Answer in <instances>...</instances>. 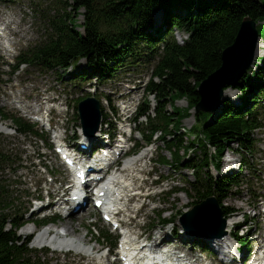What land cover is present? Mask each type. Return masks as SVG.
<instances>
[{"label":"trees","instance_id":"obj_1","mask_svg":"<svg viewBox=\"0 0 264 264\" xmlns=\"http://www.w3.org/2000/svg\"><path fill=\"white\" fill-rule=\"evenodd\" d=\"M35 1L37 5L41 2L53 4L54 14L48 11L43 15L41 12L44 36L39 43L22 52L20 61L52 70L85 58L89 67L99 71L100 80L105 82L114 71L119 70L117 67L124 66L130 60L144 59L152 65L151 78L155 77V80L150 79L146 90L153 95L156 104L152 115L148 113V100L142 102L139 110L146 115L150 126L146 139H151L159 131L173 163L178 165L183 161L179 156L181 150L185 154H188L190 147L202 150L203 157L199 162L192 157L185 163L195 171L196 182L205 181V185L199 183L198 188L195 185L192 187L201 197L207 194L217 197L220 194L217 198L221 204L228 187L225 184H233L237 179L236 176L213 179L209 175L207 179H201L199 174L208 160H215V157L208 156L206 143L215 147L217 157L230 142L239 140L241 147L246 144L243 139L247 140L250 131L260 125V115L249 103L264 102V85L256 84L251 78L260 80L264 77V68L258 66L257 72L250 70L252 74L248 72L239 80L243 107L247 106L248 111L237 108L236 113L225 109L218 120L209 125L204 124L208 114L198 112L195 113L197 123L189 132L184 133L179 128L182 119L190 116L189 110L199 99L196 90L198 84L220 66L222 50L234 41L245 17L256 22L258 35L264 40V0ZM81 9L83 22L78 25L76 20ZM158 12L163 16L162 26L152 31L154 15ZM78 27L82 31H78ZM174 28L188 33V39L182 45L174 39ZM260 60L264 65V57ZM253 86L254 90L251 88ZM249 92L252 94L250 99ZM177 98H185L187 106L180 108L174 105L172 102ZM169 103L171 110L167 109ZM0 116H6L1 109ZM13 121L19 132H32L31 125L23 119L13 117ZM190 133H193V139L185 137ZM7 161L8 156L0 150V167ZM162 161L166 162L164 158ZM8 198V192L0 186V264H33L26 243L20 244L15 231L6 229L10 220L6 210L12 205ZM2 203H5L4 209L1 208ZM222 208L226 215L227 208ZM10 224L17 226L16 221Z\"/></svg>","mask_w":264,"mask_h":264},{"label":"rangeland","instance_id":"obj_2","mask_svg":"<svg viewBox=\"0 0 264 264\" xmlns=\"http://www.w3.org/2000/svg\"><path fill=\"white\" fill-rule=\"evenodd\" d=\"M8 1H14V4H0V19L11 22V25L8 27L9 32L12 31V27L16 28L17 32L14 40L17 42L15 46L18 50L19 47H26L30 43H33L40 38L42 23L38 18L31 17V13L28 10L29 0H7L6 2ZM174 34L176 36L177 42L179 43H181L185 39V34L182 33V31L178 32L177 30H175ZM4 42L5 41L0 42V54H2V48L5 46ZM257 46L258 51L255 57H261L264 55V52L262 51L263 45L261 39H258ZM146 67V64H143L139 67L126 66L119 71H114L113 78L105 85L97 87L98 80L88 79L84 81L88 82V84L84 83L82 86L88 87V89L94 88L93 86H96L98 96H100L99 94L103 92L101 95H110V97H114L115 89L120 90L122 94H126V92H129L127 93L126 99L133 100V96L139 97L141 95V87L143 85V82L147 80L148 72L146 70ZM3 70L8 71L6 67ZM0 73V78L2 79L0 83V99L2 100V103H35V101H40L41 99L44 100L48 95L50 96V98L56 96L55 92L63 93L67 104L66 118L68 119V121L65 122L67 127V135L72 136L74 135V133L80 132L79 120L77 116V104L79 102V100L77 99L78 96H80L79 86L77 85L78 89H75V87L69 81L65 82V87L62 86L59 80L60 78L66 80V75H60L59 71H47L35 66H21L17 73L14 74V76H9L7 72ZM3 80L4 82H2ZM139 81H141V86L137 85ZM76 83L78 84L79 82ZM238 95H240V92L239 90L235 89V91H232L231 93V98L236 100V97ZM100 100L102 102L101 106L103 108V113L104 115H106V113L109 112L107 101H105L103 98H100ZM150 100L153 104L154 102L152 96H150ZM2 103H0L1 106H3ZM174 104L178 107L183 108L186 106V101L184 99H176ZM150 106V108L152 109L154 105ZM3 108L8 114H15V112L19 113V111L15 107L11 108L9 106H3ZM167 109L170 110L169 104L167 106ZM261 114H264V112H262ZM194 122L195 120L192 117H189L182 120L181 126L189 129L194 124ZM5 123L11 129L6 134L0 133V149L8 153L10 156V162L14 163L7 164L0 168V186L5 191H8V193L15 191L12 192V196L14 198H18V201L15 204L16 209H19L21 206L22 208H25L27 206L26 203L30 199V197H33L34 194L36 195L38 193V190L43 187V185L47 187L53 185L49 182L48 175L54 177L56 182L60 181L61 178L66 179L67 177L61 175V169L59 168L58 163L52 159V151H50L45 146V142H43L42 140H38L39 138H34L32 134L18 135L13 130L11 120H6ZM200 125L201 123H199V126ZM144 128L145 125L141 127V129ZM101 129L104 130V128ZM46 136H50V133H47ZM254 139L255 142H257L259 139L260 141L257 142L256 145L254 144L255 150L253 151V154L251 156H247L249 157V161H252L253 163L252 171H250L248 167L244 168L241 176H239L243 181L238 187L232 186L230 189H228L223 200L224 205L232 207L236 211H239V215L237 216V218L227 221L226 225L229 226L233 222L237 221L242 222L243 218L245 217L244 220H250L246 231H253L255 228L254 225L257 219L254 218L255 212L252 209V206L256 204V200L254 197L257 193V189L255 188H257L258 186H263L262 182H258L257 179L252 176V172H254L255 174L258 173L259 170L255 172L259 167L257 166V164L260 158L264 155L262 151V149L264 150V132H255ZM142 151H149L148 156L151 159V164L147 166L146 171H150L151 169L153 171L149 176L141 173L140 175L138 174L140 178L137 180V184L141 185V187L144 189V193L156 192L162 189L168 190L171 188L173 189L172 192H174V194L168 195L164 193L154 197V202L152 204L149 203L144 209H142L140 213L143 218L144 229L156 231L158 228L156 227L158 224L157 214L161 211L153 210V208L162 210L164 209L165 212L163 213V217H165L166 219H172L175 217L177 223L179 216L183 215V213L188 212L193 207V202L197 200L198 195L190 188V184L194 182V174L192 170L184 168V166L182 165L172 164V166L169 167V165L167 166L157 162L159 160L158 156L162 157L164 155L166 158L171 159L169 153L165 149V145L160 142L158 134L154 137L153 144L147 146V148ZM38 153L40 157L36 158V155ZM232 153H234L233 156ZM180 155L182 156V158H185V161L187 160L186 154H183L181 152ZM49 156H51V158ZM202 156V150H198L196 153L195 151L190 152V158L194 157L200 159ZM241 157V151L236 150L233 152L232 150L228 149L224 151L222 160L220 161V167L222 168V171H215L211 166H209L208 170L204 171L208 172L211 176H219V174L223 175V172H226V170L228 171L231 168L237 169V165L240 163ZM232 158L235 160V164H229L226 161ZM46 171L48 172V174L45 173ZM263 171L264 168H262L260 173H262ZM202 175H204V173H202ZM158 177L161 178L162 182L160 183L159 187H156L153 185V183L158 179ZM57 183L55 184L56 186H58ZM37 188L38 190H36ZM183 188L186 193L185 191L178 192ZM199 199L200 198L198 197V200ZM170 206H172V208ZM244 212H246L247 214L245 216H241ZM28 216L29 215H27L26 218H28ZM261 218L263 219V217ZM91 220H94V216L92 215L84 217L77 216L75 218H72L71 220L61 222V226L71 229L72 231L74 230L71 235L78 236L82 239V242L83 239L87 241L89 238H92L91 241L89 240L88 242V245L92 246L96 244L94 240H96L97 237H90V235L88 234L90 226L89 222ZM140 221L142 222V219ZM230 222L231 224H229ZM59 224L60 222H55V225ZM69 224L75 227V229L69 228ZM65 225H67L68 227ZM25 226L21 227L18 230V235L22 237L29 235V233L25 235L20 234L22 230V233H27L25 232V228L27 226ZM180 227L181 225L177 223L176 228L179 230ZM154 228L156 229L153 230ZM173 228L174 226H170L169 230H172ZM94 229L96 232H99L100 226L95 225ZM232 230L233 232L239 231V225L234 226ZM243 231L245 230L243 229ZM84 236H86L87 238H82ZM99 240L101 244L105 243L104 238H100ZM97 242L99 241L97 240ZM29 247L32 248V243L29 244ZM36 250H38V252L36 253L34 259L37 260L39 264H84L85 262V260L81 259L80 255H77L72 251L64 254L59 251H51L49 248H39ZM89 260L90 258H87V262Z\"/></svg>","mask_w":264,"mask_h":264},{"label":"water","instance_id":"obj_3","mask_svg":"<svg viewBox=\"0 0 264 264\" xmlns=\"http://www.w3.org/2000/svg\"><path fill=\"white\" fill-rule=\"evenodd\" d=\"M257 40L258 34L255 24L250 18L246 17L241 22L233 43L222 51L220 67L200 82L197 90L200 99L195 106L197 111L214 113L217 110L223 100L224 87L236 85L237 81L252 66L256 54ZM87 103L94 104L93 114H95L97 124L99 118L98 105L92 99H87L80 103V117L83 121L85 113L92 111L90 109L83 110ZM209 200L217 208L215 200Z\"/></svg>","mask_w":264,"mask_h":264},{"label":"bare ground","instance_id":"obj_4","mask_svg":"<svg viewBox=\"0 0 264 264\" xmlns=\"http://www.w3.org/2000/svg\"><path fill=\"white\" fill-rule=\"evenodd\" d=\"M229 89H227L224 93V96L227 97L229 95ZM4 124V125H3ZM8 127L5 123H1L0 124V132H7L8 133ZM144 154V152H142L139 156H137V158H134L131 160V162L134 160L135 163H137L142 155ZM128 173L126 174V176L124 177V181L123 183L127 182L128 183V186L131 187V186H135V183L133 180L130 179V175L133 176L135 175V173H138L139 169L138 168H129L128 169ZM126 171V170H125ZM131 197L138 199V197L140 198V196L138 195L137 192H135ZM145 205V203L143 204ZM172 208V206H170ZM128 208H130V206L128 205ZM135 211V210H134ZM231 224V222L229 223ZM67 226V225H65ZM68 227V226H67ZM59 228V229H58ZM69 228H73V227H70ZM74 229V228H73ZM31 227L30 226H27L25 228V232H29L31 231ZM66 231L68 235H71L72 231L71 229H68L66 227H62L61 225L59 227H53V226H50V227H44L42 228L40 231L36 232V236L34 237L33 239V244L36 245V247H42V246H45V245H51L53 246L54 250H59V249H62V248H69L71 250H74V251H80V252H83L85 255H90L91 254V249L90 248H87V247H82L79 242H82V239L79 238L78 236H73L75 238L78 239L79 242H76L74 241L73 239H65V240H57L56 239V234H58L59 232L61 231ZM55 232V235L52 237L51 235L52 234H49L50 232ZM70 236V237H72ZM82 238H85V237H82ZM162 238V236H161ZM160 238L158 237L157 238V241L159 240ZM84 240V239H83ZM98 247H94L93 250H97ZM106 264L105 263V260H103V256L100 258V261H95L93 260L92 258H90V260L87 262V264Z\"/></svg>","mask_w":264,"mask_h":264}]
</instances>
